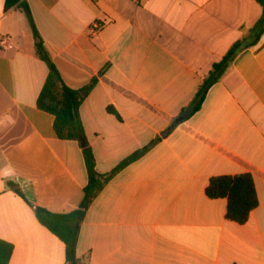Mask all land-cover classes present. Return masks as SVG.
Listing matches in <instances>:
<instances>
[{
  "label": "crops",
  "instance_id": "1",
  "mask_svg": "<svg viewBox=\"0 0 264 264\" xmlns=\"http://www.w3.org/2000/svg\"><path fill=\"white\" fill-rule=\"evenodd\" d=\"M263 16L258 0H0V241L12 246L8 264H67L65 243L36 210L77 209L89 182L80 142L60 139L54 115L37 106L50 73L39 43L69 87L97 79L80 117L99 172L149 146L89 206L77 244L83 263L264 264V34L176 123ZM96 22L103 28L93 36ZM243 173L259 205L239 224L227 218L228 199L206 191L214 177Z\"/></svg>",
  "mask_w": 264,
  "mask_h": 264
},
{
  "label": "trees",
  "instance_id": "2",
  "mask_svg": "<svg viewBox=\"0 0 264 264\" xmlns=\"http://www.w3.org/2000/svg\"><path fill=\"white\" fill-rule=\"evenodd\" d=\"M258 1L264 6V0ZM20 6L27 14L32 29L39 36L28 4L23 1L20 3ZM263 24L264 16L251 29V41H248L246 38L238 41L227 52L223 60L214 65L211 74L204 81L193 103L182 110L176 119V123L183 121L186 114L191 115L197 112L203 104L208 90L220 80L236 56L243 49L256 45L260 41L261 36L264 34ZM37 48L39 57L48 64L50 69L48 78L39 95L37 106L39 109L54 115V129L60 139L77 140L80 142L85 156L89 182L84 188V196L77 209L65 213H53L46 209L38 208L36 216L41 224L46 226L65 243L67 264H85L78 256L77 244L80 225L85 218L89 206L101 190H103L107 182L117 172L141 158L149 149V146L127 157L111 172H99L94 151L89 144L80 117V107L95 87L97 79L92 80L89 85L81 89L69 87L64 82L57 65L45 50L43 43H39ZM206 193L211 198L226 197L228 199L227 218L239 224H245L249 220L251 212L259 205L254 179L248 173L214 177L210 180ZM0 244V264H8L12 246L3 241H0Z\"/></svg>",
  "mask_w": 264,
  "mask_h": 264
},
{
  "label": "built area",
  "instance_id": "3",
  "mask_svg": "<svg viewBox=\"0 0 264 264\" xmlns=\"http://www.w3.org/2000/svg\"><path fill=\"white\" fill-rule=\"evenodd\" d=\"M103 28V25L101 23H94L93 26L91 27V35H97ZM7 44V37L2 36L0 37V45L5 46Z\"/></svg>",
  "mask_w": 264,
  "mask_h": 264
}]
</instances>
